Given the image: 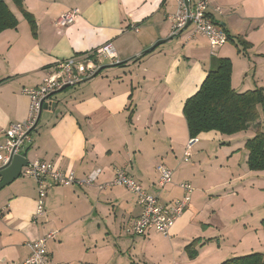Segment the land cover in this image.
<instances>
[{"label": "crops", "instance_id": "1", "mask_svg": "<svg viewBox=\"0 0 264 264\" xmlns=\"http://www.w3.org/2000/svg\"><path fill=\"white\" fill-rule=\"evenodd\" d=\"M5 3L17 25L0 33V144L9 124L27 118L24 87L39 85L57 62L110 41L124 65L102 61L108 67L100 73L55 94L56 106L41 111L24 157L73 171L78 179L101 169L97 184L123 170L161 204L183 196L182 182L192 193L168 236L153 231L136 236L131 227L141 207L125 188L52 186L43 213L34 218L36 183L19 177L0 190V264L22 263L29 253L26 243L49 232H57L46 247L54 264H221L255 253L249 247V228L235 223L237 236L229 241L233 229L224 233L217 220L222 221L239 191L246 194V188L236 187L238 182L253 174H239L241 149L231 144L241 142L245 150L246 140L257 129L264 131V111L258 107L259 119L242 133L198 135L194 139L206 145L224 144L226 138L229 146L217 150L226 158L217 163V151L211 152L212 159L204 150L202 161L189 165L182 162L191 139L183 106L220 59L230 63L234 91H264V0H209V17L227 36L213 54L207 39L193 34L190 26L171 35L173 0H22L34 19V33L14 3ZM72 8L78 10L77 18L57 28L58 16ZM160 163L172 170V183L163 189L157 186ZM260 173L259 186H264V171Z\"/></svg>", "mask_w": 264, "mask_h": 264}, {"label": "built area", "instance_id": "2", "mask_svg": "<svg viewBox=\"0 0 264 264\" xmlns=\"http://www.w3.org/2000/svg\"><path fill=\"white\" fill-rule=\"evenodd\" d=\"M175 11L169 17L171 22V35L176 36L187 27L192 33L205 37L209 44L210 54L227 41L226 34L218 28L208 15L209 0H173ZM78 10L72 8L58 16L56 27L64 29L77 18ZM102 61L118 64L119 60L113 44L109 41L93 51L76 55L69 59L57 62L51 70L46 72L42 82L35 87H24L22 94L29 98L27 118L22 122L11 123L3 130L4 140L0 144V171L7 168L15 156H24V147L30 143L29 133L36 125V120L43 104H50L53 96L64 87H73L97 75ZM195 142L191 138L186 145L182 162L187 163L190 157L189 150ZM158 174L157 186L163 189L172 183V170L163 164L156 166ZM101 169L91 171L84 178H76L73 171H62L51 163L35 160L27 162L21 168L20 177L35 181L37 187V200L34 218L43 213L44 199L48 188L59 187H92L99 190L108 187L120 186L130 191L141 207V214L134 219L131 232L136 236H144L153 231L168 236L176 220L183 214L190 202L192 187L185 182L179 184L183 191L180 199L167 204H161L156 196L148 194L136 181L127 176L123 170H117L109 182L97 184ZM57 232H49L36 240L28 241L27 258L19 264H54L47 255V242L55 240ZM14 264V263H8Z\"/></svg>", "mask_w": 264, "mask_h": 264}, {"label": "trees", "instance_id": "3", "mask_svg": "<svg viewBox=\"0 0 264 264\" xmlns=\"http://www.w3.org/2000/svg\"><path fill=\"white\" fill-rule=\"evenodd\" d=\"M11 1L24 15L34 33V19L23 9L22 0ZM16 25V18L8 9L5 0H0V33L14 29ZM116 65L123 66L124 63ZM258 107L264 111L263 89L243 93L234 91L230 86V63L220 59L208 71L196 93L185 101L183 115L191 138L211 131L232 136L246 131L251 123L259 119ZM38 121L39 119L30 133L36 128ZM244 147L247 151L248 169L264 170V131L257 129L254 136L246 140ZM261 225L264 230V219ZM197 241H192L186 249L189 250ZM194 253L191 251L188 257L191 258ZM221 264H264V256L261 253H253L228 259Z\"/></svg>", "mask_w": 264, "mask_h": 264}, {"label": "rangeland", "instance_id": "4", "mask_svg": "<svg viewBox=\"0 0 264 264\" xmlns=\"http://www.w3.org/2000/svg\"><path fill=\"white\" fill-rule=\"evenodd\" d=\"M33 132L34 130L29 134V136L32 135ZM222 140L224 141L223 142L224 144H220V143L218 144L216 141H214L212 144L206 145L202 141L198 142L197 139H195V142L191 150H189L190 152V157L188 158L189 165L192 163H199L198 160L202 161L204 150H207L211 158L213 159V154L211 152H216L217 150H220L219 147L229 146V143H226V138H223ZM231 145L234 146V150L238 148L241 149L238 150L239 154L237 156L242 168L239 170V174L243 175L244 174L243 171L250 172L247 166V158L245 156L246 153L245 150L242 149L243 147L241 142L240 143L234 142ZM215 155L220 157V160H218L217 163L224 162L226 157H224L223 159V153L217 151ZM224 169L227 170L226 166H224ZM263 171L264 170L253 171L252 176H249L250 174H247L245 179H242L238 182L236 187H238L239 189H243V187L246 188L247 189L246 194L243 195L242 191H239L238 198L232 200L230 203L227 204L228 207H226V209L224 210L223 216L221 218L222 221L217 220V223L221 227H223V231H226L224 233H230L231 230L233 229L231 233L232 235L227 234L229 241H233L234 237L237 236V229L236 227H234L236 225L235 223H237L238 226H242V228L245 225L246 228L250 229L249 231L250 235L248 236L249 247H251L253 252L261 253L264 256V243H263L264 230L261 225V222L264 219V198L258 200V197H264V195H262V192L264 191L259 193V189L261 187H264L263 185L259 186V184L263 182L262 173H260ZM257 177H259V179ZM228 179L229 178H227L226 181H228ZM242 198H244L246 203H242ZM225 215H227L226 218H224Z\"/></svg>", "mask_w": 264, "mask_h": 264}, {"label": "water", "instance_id": "5", "mask_svg": "<svg viewBox=\"0 0 264 264\" xmlns=\"http://www.w3.org/2000/svg\"><path fill=\"white\" fill-rule=\"evenodd\" d=\"M187 2V0H185ZM161 42H156L149 50L157 47ZM148 50H146L144 53H146ZM108 66H101L98 73L105 69ZM97 73V74H98ZM67 87L62 88L57 93L62 92ZM56 93V94H57ZM56 104L54 102H51L48 104H43L41 110H53L55 108ZM41 111L38 114L37 120L39 119ZM36 120V123H37ZM25 150V149H24ZM27 165V160L24 156H15L10 161L7 168L0 171V190L3 189L5 186L10 185L13 181L17 180L20 177V171L22 167H25Z\"/></svg>", "mask_w": 264, "mask_h": 264}, {"label": "bare ground", "instance_id": "6", "mask_svg": "<svg viewBox=\"0 0 264 264\" xmlns=\"http://www.w3.org/2000/svg\"><path fill=\"white\" fill-rule=\"evenodd\" d=\"M154 50V49H153Z\"/></svg>", "mask_w": 264, "mask_h": 264}]
</instances>
